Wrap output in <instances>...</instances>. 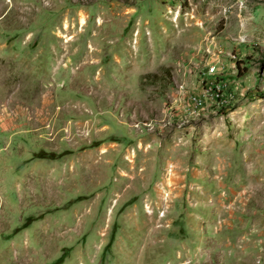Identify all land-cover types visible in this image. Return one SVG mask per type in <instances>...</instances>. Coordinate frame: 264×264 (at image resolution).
<instances>
[{"label": "rangeland", "instance_id": "rangeland-1", "mask_svg": "<svg viewBox=\"0 0 264 264\" xmlns=\"http://www.w3.org/2000/svg\"><path fill=\"white\" fill-rule=\"evenodd\" d=\"M0 264H264V0H0Z\"/></svg>", "mask_w": 264, "mask_h": 264}, {"label": "trees", "instance_id": "trees-1", "mask_svg": "<svg viewBox=\"0 0 264 264\" xmlns=\"http://www.w3.org/2000/svg\"><path fill=\"white\" fill-rule=\"evenodd\" d=\"M68 152H61L60 154H52V153H42V152H37L36 154L33 155V158H37V159H47V160H56L58 158H60L61 156L67 155ZM113 234H114V227L112 228L108 241L105 245V249L108 248L112 242V238H113ZM62 261V257L56 262V263H60Z\"/></svg>", "mask_w": 264, "mask_h": 264}, {"label": "built area", "instance_id": "built-area-1", "mask_svg": "<svg viewBox=\"0 0 264 264\" xmlns=\"http://www.w3.org/2000/svg\"><path fill=\"white\" fill-rule=\"evenodd\" d=\"M209 73H212V69L209 70Z\"/></svg>", "mask_w": 264, "mask_h": 264}]
</instances>
